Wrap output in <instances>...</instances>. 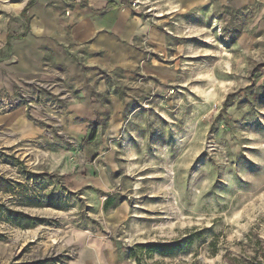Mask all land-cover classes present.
<instances>
[{
	"label": "rangeland",
	"instance_id": "obj_1",
	"mask_svg": "<svg viewBox=\"0 0 264 264\" xmlns=\"http://www.w3.org/2000/svg\"><path fill=\"white\" fill-rule=\"evenodd\" d=\"M28 1L0 0V264H264V0H121L66 55Z\"/></svg>",
	"mask_w": 264,
	"mask_h": 264
},
{
	"label": "crops",
	"instance_id": "obj_2",
	"mask_svg": "<svg viewBox=\"0 0 264 264\" xmlns=\"http://www.w3.org/2000/svg\"><path fill=\"white\" fill-rule=\"evenodd\" d=\"M30 1L33 3L27 10L30 15L28 34L34 39L35 48H40L41 40H47L52 50H64L65 55L66 51L93 40L101 31L116 34L118 9L125 5L121 0H81L78 3L73 0ZM108 13L113 14L112 22L102 23L99 18Z\"/></svg>",
	"mask_w": 264,
	"mask_h": 264
},
{
	"label": "trees",
	"instance_id": "obj_3",
	"mask_svg": "<svg viewBox=\"0 0 264 264\" xmlns=\"http://www.w3.org/2000/svg\"><path fill=\"white\" fill-rule=\"evenodd\" d=\"M32 3L33 1H28V3L23 8V12H26ZM91 137L92 135L90 136V138ZM136 247H141L142 249L160 248L157 244H139V245H136ZM138 263L141 264L140 261H138Z\"/></svg>",
	"mask_w": 264,
	"mask_h": 264
}]
</instances>
